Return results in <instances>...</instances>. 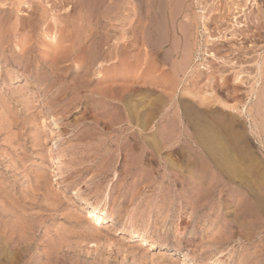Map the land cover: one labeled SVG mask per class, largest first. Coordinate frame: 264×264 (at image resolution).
I'll use <instances>...</instances> for the list:
<instances>
[{"label": "rangeland", "instance_id": "obj_1", "mask_svg": "<svg viewBox=\"0 0 264 264\" xmlns=\"http://www.w3.org/2000/svg\"><path fill=\"white\" fill-rule=\"evenodd\" d=\"M263 4L0 0V264H264Z\"/></svg>", "mask_w": 264, "mask_h": 264}, {"label": "bare ground", "instance_id": "obj_2", "mask_svg": "<svg viewBox=\"0 0 264 264\" xmlns=\"http://www.w3.org/2000/svg\"><path fill=\"white\" fill-rule=\"evenodd\" d=\"M129 1V0H128ZM145 1V0H144ZM255 1V0H254ZM261 1V0H260ZM263 1V0H262ZM125 2V1H124ZM161 2V1H160ZM163 2V1H162ZM181 2H183V1H181ZM180 2V3H181ZM192 2V1H191ZM140 3V2H139ZM149 3V2H148ZM178 3V2H177ZM150 4V3H149ZM261 4V3H260ZM129 5V4H128ZM145 5V4H144ZM234 5V4H233ZM264 5V4H263ZM163 6V5H162ZM179 6V5H178ZM259 6V5H258ZM159 7V6H158ZM177 7V6H176ZM162 8V7H161ZM173 8V7H172ZM261 8V7H260ZM163 9L165 10V7H163ZM174 9V8H173ZM186 9V8H185ZM187 10V9H186ZM159 11V10H158ZM177 11V10H176ZM243 11H244V9H243ZM157 13V12H156ZM173 14H174V12H173ZM190 14V13H189ZM158 15V14H157ZM178 15V14H177ZM160 21V20H159ZM239 21V20H238ZM240 22V21H239ZM242 22V21H241ZM153 23V22H152ZM161 23V22H160ZM166 24V23H165ZM241 24V23H240ZM154 26V25H153ZM149 27V26H148ZM159 27V26H158ZM254 27V26H253ZM264 27V26H263ZM163 28V27H162ZM175 28V27H174ZM182 30V29H181ZM145 32V31H144ZM151 33V32H150ZM154 34V33H153ZM168 35V34H167ZM124 36V35H123ZM122 36V37H123ZM154 36V35H153ZM121 37V38H122ZM149 37V36H148ZM155 37V36H154ZM167 38V37H166ZM169 38V37H168ZM260 38V37H259ZM120 39V38H119ZM176 39V38H175ZM155 40V39H154ZM158 40H159V38H158ZM123 41V40H122ZM156 41V40H155ZM149 42V41H148ZM152 42H154V41H152ZM166 42H167V40H166ZM174 42V41H173ZM147 43V42H146ZM155 43V42H154ZM158 43L156 42V44L155 45H157ZM165 44V43H164ZM163 45V44H162ZM173 46V45H172ZM176 46V45H175ZM156 47V46H155ZM100 48V47H99ZM119 48V47H118ZM131 48V47H130ZM156 48H158V47H156ZM263 48V47H262ZM151 49V48H150ZM165 49V48H164ZM101 50V49H100ZM125 50V49H124ZM175 50V49H174ZM127 51V50H126ZM177 51V50H176ZM125 52V51H124ZM150 52V51H149ZM170 53V52H169ZM94 54V53H93ZM153 55H154V53H153ZM164 58V57H163ZM122 59V58H121ZM131 59V58H130ZM157 59V58H156ZM169 59V58H168ZM167 60V59H166ZM181 60V59H180ZM120 61V60H119ZM125 61V60H124ZM130 61V60H129ZM129 61H128V63H129ZM127 62V61H126ZM149 62V61H148ZM96 63V62H95ZM124 63V62H123ZM175 63H177V62H175ZM180 63V62H179ZM184 64V63H183ZM182 65V64H181ZM181 65H180V67H181ZM186 65V64H185ZM140 66V65H139ZM171 66V65H170ZM183 66V65H182ZM99 67V66H98ZM156 68V67H155ZM164 68V67H163ZM171 68V67H170ZM254 68V67H253ZM167 69V68H166ZM179 69V68H178ZM187 69V68H186ZM165 70V69H164ZM177 70V69H176ZM183 70V69H182ZM174 71V70H173ZM183 72V71H182ZM174 73V72H173ZM174 75V74H173ZM177 75V74H176ZM255 76H256V78H254V79H256L255 80V86H253V88L251 89V91H249V95H251V94H253L252 92H254V91H258V94L256 95V99H257V101H258V103H259V116H260V122H261V125H262V129H260V131H262V145H263V147H264V55H260V57H259V59H258V61H257V67H256V74H255ZM171 77V76H170ZM169 77V78H170ZM173 77V76H172ZM175 77H177V76H175ZM179 77V76H178ZM240 78V76L238 75L237 76V79H239ZM225 80V79H224ZM175 81V80H174ZM173 81V82H174ZM254 81V80H253ZM172 82V83H173ZM176 83H177V81H176ZM174 84V83H173ZM178 84V83H177ZM125 85V84H124ZM171 86H172V84H170ZM175 85V84H174ZM155 86H156V83H155ZM257 86H259V87H257ZM164 87V86H163ZM132 89V88H131ZM161 89V88H160ZM134 90V89H133ZM170 91V90H169ZM238 91V90H237ZM122 93V92H121ZM143 93H144V91H143ZM197 93V92H196ZM134 94V93H133ZM132 95V94H131ZM177 95V94H176ZM120 96V95H119ZM199 96V95H198ZM252 96V95H251ZM115 97V96H114ZM124 99H126V98H124ZM185 99V98H184ZM121 103V102H120ZM125 103V102H124ZM131 103V102H130ZM129 102H128V104H130ZM133 103V102H132ZM138 104V103H137ZM125 105V104H124ZM135 105V104H134ZM146 105V104H145ZM131 106H132V104H131ZM139 106V105H138ZM125 107V106H124ZM130 107V106H129ZM134 108H135V106H133ZM255 107V106H254ZM126 108V107H125ZM124 108V109H125ZM131 108V107H130ZM129 108V109H130ZM123 109V110H124ZM126 109H128V106H127V108ZM128 109V110H129ZM238 109V108H237ZM122 110V111H123ZM131 110H133V109H131ZM130 110V111H131ZM253 111V110H252ZM127 112V111H126ZM132 112V111H131ZM130 112V115H132V113ZM240 112L241 113H246L247 112V108H241L240 109ZM250 112V114L252 115V113H251V111H249ZM129 113V112H128ZM130 115H127V116H129L130 117ZM134 115V114H133ZM122 118H124V116L122 117ZM126 119H128V117L126 118ZM123 121H125V120H123ZM129 121V120H128ZM202 126V125H201ZM217 126V125H216ZM228 126V125H227ZM205 127V126H204ZM208 127V126H207ZM206 127V128H207ZM200 128V127H199ZM206 128L204 129L203 127H201V129H199V130H197V136H196V138H198V140H199V142L201 143V145H203L204 147H205V149H206V151H207V153L210 155V156H212L214 159H215V161H216V163H217V165H219L220 167H225L226 165V167H229V165L231 164V163H229L232 159H233V157L230 155V154H228L227 153V149H226V147H225V145H222L221 144V141H220V138L219 137H222V136H219V135H216V134H214V132H210V131H212V128H210V127H208L209 129H211L209 132H208V130L209 129H207L206 130ZM228 129V128H227ZM259 131V132H260ZM164 132V131H163ZM210 133V134H209ZM229 133V132H228ZM261 133V132H260ZM163 134V133H162ZM221 135V134H220ZM226 135H227V133H226ZM231 135H233V134H231ZM230 135V136H231ZM235 136V135H234ZM243 137V136H242ZM224 138H225V136H224ZM222 139V138H221ZM232 139V138H231ZM238 141V140H237ZM233 142H235V141H233ZM227 146V145H226ZM231 146V145H230ZM229 149V148H228ZM243 149V148H242ZM264 149V148H263ZM234 152V151H233ZM243 153V152H242ZM232 154H235V153H232ZM213 159V160H214ZM262 160V159H261ZM261 162V161H260ZM225 164V165H224ZM225 167V168H226ZM231 167V166H230ZM261 174H260V188H261V190L264 192V160L262 161V164H261ZM231 172V171H230ZM250 190V189H249ZM248 190V191H249ZM253 191V190H252ZM255 191V190H254ZM257 191V190H256ZM259 191V190H258ZM250 192V191H249ZM255 195V194H254ZM258 194H256V196H257ZM252 196V195H251ZM96 209L97 208H93L90 212V214H94V213H96ZM95 215V214H94ZM97 217H99V216H97ZM99 221V220H98Z\"/></svg>", "mask_w": 264, "mask_h": 264}]
</instances>
